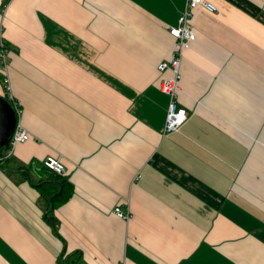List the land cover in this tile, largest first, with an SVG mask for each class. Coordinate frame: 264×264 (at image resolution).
Instances as JSON below:
<instances>
[{
  "label": "crops",
  "instance_id": "0c3cea01",
  "mask_svg": "<svg viewBox=\"0 0 264 264\" xmlns=\"http://www.w3.org/2000/svg\"><path fill=\"white\" fill-rule=\"evenodd\" d=\"M207 1L181 61L187 118L164 134L157 66L186 0H0L30 136L0 164V264H264V0ZM49 157L72 187L54 223Z\"/></svg>",
  "mask_w": 264,
  "mask_h": 264
},
{
  "label": "built area",
  "instance_id": "2783aa9c",
  "mask_svg": "<svg viewBox=\"0 0 264 264\" xmlns=\"http://www.w3.org/2000/svg\"><path fill=\"white\" fill-rule=\"evenodd\" d=\"M201 8L210 14H216L217 8L207 0H186L185 8L180 17L176 27H169V34L174 38V48L169 61L160 62L157 66L159 73L163 74L167 71L171 72L169 78H162L158 82V89L160 92L168 97V108L165 117V124L163 128L164 134H170L177 131L186 121V110L178 105V90L181 81V61L183 53L189 49L190 44L195 40V34L190 26V21L193 17V11ZM8 47L2 37H0V78L1 82L5 84L6 94L4 98L14 109L16 116L20 115L19 107L10 93V87L6 78L7 70V55ZM30 139L29 134L17 124L8 143V147L0 152V164L8 161L12 156L14 148L21 143ZM43 166L59 175L63 174L64 167L59 159L46 158L43 161ZM113 213L120 219L128 221L131 218L129 207L123 209L121 206H115Z\"/></svg>",
  "mask_w": 264,
  "mask_h": 264
},
{
  "label": "trees",
  "instance_id": "16d2710c",
  "mask_svg": "<svg viewBox=\"0 0 264 264\" xmlns=\"http://www.w3.org/2000/svg\"><path fill=\"white\" fill-rule=\"evenodd\" d=\"M2 150L3 149H1L0 152ZM45 170L50 172L47 173L48 174L47 180L40 181L38 184H36V187L40 190V193L47 205L46 219L49 222L54 223L52 212L58 205L66 201L72 195V187L67 182V180L61 175H56L54 172L46 168L44 170L41 168L40 172L42 173Z\"/></svg>",
  "mask_w": 264,
  "mask_h": 264
},
{
  "label": "water",
  "instance_id": "95a60500",
  "mask_svg": "<svg viewBox=\"0 0 264 264\" xmlns=\"http://www.w3.org/2000/svg\"><path fill=\"white\" fill-rule=\"evenodd\" d=\"M17 125V116L9 102L0 96V150L6 149Z\"/></svg>",
  "mask_w": 264,
  "mask_h": 264
}]
</instances>
